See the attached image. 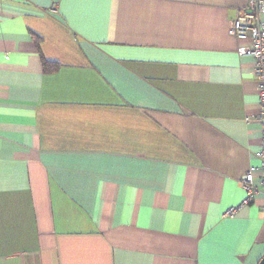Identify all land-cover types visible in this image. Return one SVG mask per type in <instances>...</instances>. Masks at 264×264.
Segmentation results:
<instances>
[{"label": "crops", "instance_id": "obj_1", "mask_svg": "<svg viewBox=\"0 0 264 264\" xmlns=\"http://www.w3.org/2000/svg\"><path fill=\"white\" fill-rule=\"evenodd\" d=\"M247 3L0 0V264H259Z\"/></svg>", "mask_w": 264, "mask_h": 264}, {"label": "built area", "instance_id": "obj_2", "mask_svg": "<svg viewBox=\"0 0 264 264\" xmlns=\"http://www.w3.org/2000/svg\"><path fill=\"white\" fill-rule=\"evenodd\" d=\"M228 34L237 41L238 55L254 62L253 75L257 81L260 110L257 121L261 126V142L256 155L259 165L249 169L239 181L245 198L240 205L223 214V217L233 218L242 206L251 204L259 195L264 196V0H248L245 9L237 11ZM255 173L259 176L255 177Z\"/></svg>", "mask_w": 264, "mask_h": 264}, {"label": "trees", "instance_id": "obj_3", "mask_svg": "<svg viewBox=\"0 0 264 264\" xmlns=\"http://www.w3.org/2000/svg\"><path fill=\"white\" fill-rule=\"evenodd\" d=\"M43 68H44V72H51L52 70L57 68V63H48V62H44L43 64Z\"/></svg>", "mask_w": 264, "mask_h": 264}, {"label": "water", "instance_id": "obj_4", "mask_svg": "<svg viewBox=\"0 0 264 264\" xmlns=\"http://www.w3.org/2000/svg\"><path fill=\"white\" fill-rule=\"evenodd\" d=\"M259 264H264V257L261 259V261L259 262Z\"/></svg>", "mask_w": 264, "mask_h": 264}, {"label": "rangeland", "instance_id": "obj_5", "mask_svg": "<svg viewBox=\"0 0 264 264\" xmlns=\"http://www.w3.org/2000/svg\"><path fill=\"white\" fill-rule=\"evenodd\" d=\"M263 214H264V211H263Z\"/></svg>", "mask_w": 264, "mask_h": 264}]
</instances>
